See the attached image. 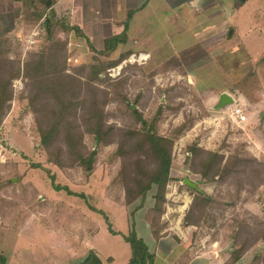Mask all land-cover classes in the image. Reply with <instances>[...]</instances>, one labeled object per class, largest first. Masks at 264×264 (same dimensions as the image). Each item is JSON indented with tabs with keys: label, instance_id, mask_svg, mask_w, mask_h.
Segmentation results:
<instances>
[{
	"label": "rangeland",
	"instance_id": "obj_1",
	"mask_svg": "<svg viewBox=\"0 0 264 264\" xmlns=\"http://www.w3.org/2000/svg\"><path fill=\"white\" fill-rule=\"evenodd\" d=\"M215 1L208 2L206 15L219 12V29L209 37L208 46L187 48L184 64H158L150 58L143 63L130 59L143 51L130 52L121 60L122 48L105 55L92 48L90 38L68 16L46 8L44 17L51 20L36 22L33 14L24 15L22 2L0 0V37L9 38L10 59L23 65L34 53L64 45L66 70L81 80L83 96L88 84L84 66L120 60L101 73L104 81H94L100 90L121 91L128 97L125 104L110 94L105 105L109 123L132 125L126 106L130 103L148 119L161 108L162 134L186 121L190 125L176 140L171 166L175 179L167 185L161 212L153 209L156 188L145 199L126 204V184L120 176L123 158L113 154L117 137L99 145L85 133L87 146L98 151L91 173L49 162L29 100L21 99L30 90V80L22 72L14 81L16 97L0 130V254L7 264H86L92 253L103 264H128L133 251L127 237L133 230L146 240L153 255L162 244L156 245L151 235L158 241L168 235L176 247L228 257L236 244L247 241L245 255L250 262L246 264H264V243L257 239L264 228V167L248 162L240 175L215 180L201 179L190 170L188 150L195 142L226 158L240 152L264 163V0ZM174 65L178 70L172 74ZM191 69H199L198 82L189 76L196 75ZM211 79L215 85H205ZM222 92L230 93L235 103L216 110ZM235 107L243 109L245 121L232 114ZM260 168L263 173L258 178L254 170ZM185 178L196 187L185 184ZM199 194L213 201L192 207ZM190 214L193 224L188 225ZM154 217L160 237L152 230ZM240 221L249 226L239 230Z\"/></svg>",
	"mask_w": 264,
	"mask_h": 264
},
{
	"label": "trees",
	"instance_id": "obj_2",
	"mask_svg": "<svg viewBox=\"0 0 264 264\" xmlns=\"http://www.w3.org/2000/svg\"><path fill=\"white\" fill-rule=\"evenodd\" d=\"M14 1L22 2L24 15L33 14L36 22L45 18L47 24L51 20L47 16L44 17L45 9H49V5L44 0ZM131 15V13L128 15V20ZM124 39V36L108 38L105 49L98 51L109 55ZM8 44H10L8 37H0V130L11 102L16 97L14 81L24 73L30 80L28 82L30 90L25 95H21V99L29 100L41 137V144L46 149L49 162L60 168L79 166L86 173H91L96 167L98 151L87 146L85 133L90 134L99 145L110 143L117 137L118 146L113 154L123 158L120 176L126 184V204L139 198L145 199L148 192L156 188V205L153 209L160 213L166 199L167 185L175 179L171 174V166L176 140L186 132L190 125L186 121L176 126L171 132L168 131V134H162L159 132L158 124L163 114L161 108L155 117L148 119L143 116V112L133 108L130 103L126 106L134 120L132 125L117 127L109 123L105 105L110 94L115 97L119 96L125 104L128 103V97L121 91L115 90L116 92L110 93L107 90H100L94 81H104L101 79V73L107 72V68L118 64L130 52L121 55L119 61H98L90 66H84V69L88 71L85 74L88 84L87 92L83 96L81 80L66 70L67 55L64 45L52 46L44 53H34L22 65L20 60H12L8 57ZM92 48L97 50L93 46ZM188 151L191 153L190 170L204 180L225 179L234 173L240 175L241 167L248 162L264 167V163L258 161L257 158H244L240 152H235L226 158L218 150L205 149L196 142L189 147ZM262 168L254 170L258 178H261ZM261 183L263 184L262 181ZM58 189H61V186H58ZM212 201L211 197L199 194L194 199L192 207H195L197 203H211ZM190 216L191 214L185 220L188 225L193 224ZM238 226L240 230V227L242 229L248 227L249 224L240 221ZM152 230L157 237H160L161 230L157 217H154ZM257 239L264 243V228L260 229ZM127 240L133 251L128 264L153 263L154 255L150 252L145 240L138 236L136 230H133ZM240 245L236 244L233 247L234 250L229 251L230 259L227 264L240 261L246 254L247 241H242ZM6 262V257L0 254V264H7Z\"/></svg>",
	"mask_w": 264,
	"mask_h": 264
},
{
	"label": "crops",
	"instance_id": "obj_3",
	"mask_svg": "<svg viewBox=\"0 0 264 264\" xmlns=\"http://www.w3.org/2000/svg\"><path fill=\"white\" fill-rule=\"evenodd\" d=\"M209 1L50 0L49 10L57 15L68 16L71 23L87 35L98 50L105 49L108 38L124 36L125 39L114 51L120 48L124 52L143 51L150 54L151 62L154 63L173 61L174 64H184L183 53L187 48L208 46L206 42L209 37L218 33L219 24L216 20L219 12L206 15ZM130 13L132 15L128 20ZM203 16L204 19L201 18ZM199 69H191L195 70L196 75L189 74L196 82ZM177 70V65H174L171 73H177ZM209 81L212 82L205 85H215L214 80ZM135 226L138 227L136 223ZM151 237L156 245L158 242L162 244L161 247L154 248V264H227L230 259L226 254L220 256L215 251L201 252L192 248L176 247L171 244L168 235H164L159 241L153 235ZM248 257L247 254L232 264H246L250 262Z\"/></svg>",
	"mask_w": 264,
	"mask_h": 264
},
{
	"label": "water",
	"instance_id": "obj_4",
	"mask_svg": "<svg viewBox=\"0 0 264 264\" xmlns=\"http://www.w3.org/2000/svg\"><path fill=\"white\" fill-rule=\"evenodd\" d=\"M240 1H245V0H240ZM51 2L50 0L47 1V4L49 5ZM235 99L234 97L228 93V92H222L219 96V102L216 105V110H220L223 108H226L227 106L234 104ZM133 108H135L133 106ZM185 184L191 186V187H196V183L192 182L189 178H185L184 180ZM86 264H103L102 260L97 256V254L92 253L90 260Z\"/></svg>",
	"mask_w": 264,
	"mask_h": 264
},
{
	"label": "built area",
	"instance_id": "obj_5",
	"mask_svg": "<svg viewBox=\"0 0 264 264\" xmlns=\"http://www.w3.org/2000/svg\"><path fill=\"white\" fill-rule=\"evenodd\" d=\"M150 58L149 53L140 52L138 54H132L130 59L134 60L135 62L143 63ZM232 114L238 118L239 122H243L246 120V115L243 114V109L241 107H235L232 109ZM2 159V155L0 153V160Z\"/></svg>",
	"mask_w": 264,
	"mask_h": 264
}]
</instances>
